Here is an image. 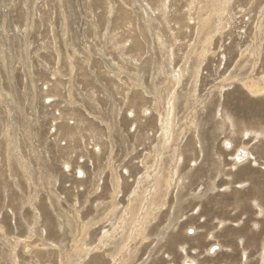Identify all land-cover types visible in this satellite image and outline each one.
<instances>
[{
  "label": "rangeland",
  "instance_id": "374dc122",
  "mask_svg": "<svg viewBox=\"0 0 264 264\" xmlns=\"http://www.w3.org/2000/svg\"><path fill=\"white\" fill-rule=\"evenodd\" d=\"M185 257L264 264V0H0V264Z\"/></svg>",
  "mask_w": 264,
  "mask_h": 264
},
{
  "label": "bare ground",
  "instance_id": "6f19581e",
  "mask_svg": "<svg viewBox=\"0 0 264 264\" xmlns=\"http://www.w3.org/2000/svg\"><path fill=\"white\" fill-rule=\"evenodd\" d=\"M211 2V1H210ZM204 26V25H203ZM202 26V27H203ZM211 35V34H210ZM203 41V40H202ZM191 74V73H190ZM247 85V84H246ZM253 92H254V90H252ZM258 93V92H257ZM193 95V94H192ZM247 147V146H246ZM246 147H237V149L235 148L234 149V154L232 155V162H234L233 164H238V165H240V164H242V162H246V161H248L249 160V157L252 155V156H254L255 158H257L254 154H253V152L252 151H250L248 148H246ZM230 148H231V144H230ZM209 149V148H208ZM233 149V148H232ZM238 151H240V152H242V153H245V154H247V156H243V155H238V156H236V154H237V152ZM181 152V151H180ZM176 153V152H175ZM183 160V159H182ZM212 160V159H211ZM257 160V159H256ZM219 162V161H218ZM250 163V162H249ZM216 166V165H215ZM173 167V166H172ZM171 167V168H172ZM224 170V169H223ZM242 170H246L247 172H248V169H247V167H245V168H243ZM78 171H79V169H78ZM180 174V173H179ZM80 175V174H79ZM165 176V175H164ZM163 176V177H164ZM231 178V177H230ZM245 182V181H244ZM114 183V182H113ZM247 183V182H246ZM159 184V183H158ZM166 184V183H165ZM164 184V185H165ZM115 186H117V185H115ZM158 186V185H157ZM161 188H163V187H161ZM117 189H118V187H117ZM141 189V188H140ZM164 189V188H163ZM163 189H161L162 191H163ZM113 190V189H112ZM116 190V189H115ZM157 190V189H156ZM160 190V191H161ZM143 191V190H142ZM149 190H147V192H148ZM156 192V191H155ZM145 193V192H144ZM163 193H164V191H163ZM163 193H161L162 195H163ZM115 194V193H114ZM159 194V193H158ZM145 195H146V193H145ZM133 199V198H132ZM138 199V198H137ZM256 206H257V204H255ZM113 207V206H112ZM258 207V211H260L261 209H260V207L259 206H257ZM256 223H254V225H255ZM233 225V224H232ZM138 230V229H137ZM136 230V231H137ZM197 231V230H196ZM118 232V231H117ZM130 232H132V231H130ZM188 232H194V229H188L187 230V233ZM120 233V232H119ZM126 234V233H125ZM205 234V233H204ZM247 234V233H246ZM131 235V234H130ZM126 236H128V235H126ZM212 236V235H211ZM210 236V237H211ZM203 239V238H202ZM196 241V240H195ZM116 242V241H115ZM116 244V243H115ZM217 244V245H216ZM118 245H120V244H118ZM123 245V244H122ZM122 245H121V247H122ZM94 246V245H93ZM213 246H216V248L215 249H213V250H211V247H213ZM119 247V246H118ZM120 247V248H121ZM106 248V247H105ZM118 249V248H117ZM126 249V248H125ZM222 249V246L220 245V244H218V243H213V244H211V245H209L208 246V248H206V250H207V253L208 254H210V255H213L217 250H221ZM115 250H116V248H115ZM184 251V250H183ZM105 252V251H104ZM193 252H195V251H193ZM97 253V252H96ZM95 254V253H94ZM230 254V253H229ZM200 255V254H199ZM109 256V255H108ZM228 256V255H227ZM229 257V256H228ZM190 257H185L184 259H183V261H182V264H198L197 263V261L195 260H191V259H189ZM92 262V261H91Z\"/></svg>",
  "mask_w": 264,
  "mask_h": 264
},
{
  "label": "water",
  "instance_id": "95a60500",
  "mask_svg": "<svg viewBox=\"0 0 264 264\" xmlns=\"http://www.w3.org/2000/svg\"><path fill=\"white\" fill-rule=\"evenodd\" d=\"M238 155H245V156H247V154H245V153H242V152H240V151H238L237 152V154H236V156H238ZM216 248V246H213V247H211V250H213V249H215Z\"/></svg>",
  "mask_w": 264,
  "mask_h": 264
}]
</instances>
